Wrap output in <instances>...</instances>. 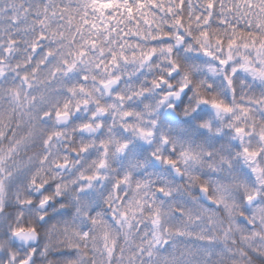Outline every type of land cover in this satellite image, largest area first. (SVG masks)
Here are the masks:
<instances>
[{
	"label": "snow or ice",
	"instance_id": "6c2138e0",
	"mask_svg": "<svg viewBox=\"0 0 264 264\" xmlns=\"http://www.w3.org/2000/svg\"><path fill=\"white\" fill-rule=\"evenodd\" d=\"M0 264H264V0H0Z\"/></svg>",
	"mask_w": 264,
	"mask_h": 264
}]
</instances>
